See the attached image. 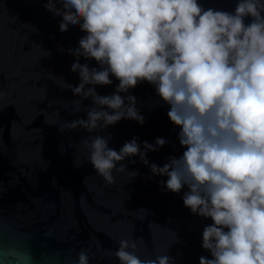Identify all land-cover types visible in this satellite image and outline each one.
<instances>
[{
  "label": "clouds",
  "instance_id": "obj_1",
  "mask_svg": "<svg viewBox=\"0 0 264 264\" xmlns=\"http://www.w3.org/2000/svg\"><path fill=\"white\" fill-rule=\"evenodd\" d=\"M57 2L63 10L55 7ZM45 7L62 15L61 32L79 25L87 33L74 54L101 66L72 64L80 83H63V89L82 99L91 97L94 106L87 119L65 122L60 131L82 128L93 133L121 119L143 125L136 97L119 93L147 81L170 105L167 115L181 129L179 142L186 148L163 167L151 164V171L168 177L171 192L186 185L184 205L213 221L202 234V247L213 258L202 256L199 264H264V0H239L234 14L204 9L198 0H47ZM248 16L253 19L246 25ZM110 75L119 81L115 94L100 96L94 87L86 88L111 85ZM166 143L163 138L155 145L145 141L142 152L136 138L119 151L104 136L81 141L89 149L88 161L108 185L115 183L114 170L126 172L120 162L139 155L148 165L147 151ZM137 240L144 242L121 239L114 253L106 251L101 258L114 255L120 264H170L167 255L141 259ZM90 251L81 249L74 264H89ZM13 255L16 264L31 260L27 251Z\"/></svg>",
  "mask_w": 264,
  "mask_h": 264
},
{
  "label": "water",
  "instance_id": "obj_2",
  "mask_svg": "<svg viewBox=\"0 0 264 264\" xmlns=\"http://www.w3.org/2000/svg\"><path fill=\"white\" fill-rule=\"evenodd\" d=\"M238 2L198 0L204 9L233 14ZM46 3L0 0V264H16L13 253L22 251L31 257L28 264H74L80 250L87 248L89 264H120L114 255L101 257L106 251L114 253L119 240L130 238H143V243L137 240L141 259L167 255L170 264H199L202 256L212 259L202 247L203 230L212 219L184 205L186 185L179 193L171 192L168 177L151 171V164L163 167L169 157L179 158L186 151L178 138L181 129L167 115L170 105L153 85L145 81L119 93L136 97L143 125L121 119L93 133L82 128L60 131L65 122L87 119V110L94 106L91 97L82 99L63 89V83H80L72 64L97 70L101 66L74 54L87 33L79 25L61 32L62 15L49 11ZM55 7L63 10L62 3ZM252 19L245 17V24ZM109 78L111 85L86 88L94 87L100 96L113 95L119 81ZM77 100L82 103H72ZM97 135L106 137L116 151L134 138L142 152L145 141L155 145L163 138L167 143L147 151L148 165L139 155L127 157L120 162L126 172L114 170L115 183L108 185L81 144ZM75 162L83 164L75 167ZM131 172L138 174L131 177Z\"/></svg>",
  "mask_w": 264,
  "mask_h": 264
}]
</instances>
